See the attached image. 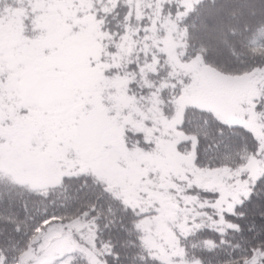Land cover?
<instances>
[{
    "label": "snow or ice",
    "instance_id": "6c2138e0",
    "mask_svg": "<svg viewBox=\"0 0 264 264\" xmlns=\"http://www.w3.org/2000/svg\"><path fill=\"white\" fill-rule=\"evenodd\" d=\"M259 44L264 0H0V264H264Z\"/></svg>",
    "mask_w": 264,
    "mask_h": 264
},
{
    "label": "rangeland",
    "instance_id": "374dc122",
    "mask_svg": "<svg viewBox=\"0 0 264 264\" xmlns=\"http://www.w3.org/2000/svg\"><path fill=\"white\" fill-rule=\"evenodd\" d=\"M147 159L149 160L150 165H154L157 168L175 169V168H178L179 166V158L173 157V156H166L164 158H161L159 156L155 158L147 157Z\"/></svg>",
    "mask_w": 264,
    "mask_h": 264
},
{
    "label": "trees",
    "instance_id": "16d2710c",
    "mask_svg": "<svg viewBox=\"0 0 264 264\" xmlns=\"http://www.w3.org/2000/svg\"><path fill=\"white\" fill-rule=\"evenodd\" d=\"M251 50L257 54L264 53V44H259Z\"/></svg>",
    "mask_w": 264,
    "mask_h": 264
}]
</instances>
